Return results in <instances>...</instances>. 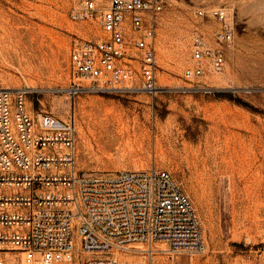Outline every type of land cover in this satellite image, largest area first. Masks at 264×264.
<instances>
[{
  "label": "rangeland",
  "instance_id": "rangeland-1",
  "mask_svg": "<svg viewBox=\"0 0 264 264\" xmlns=\"http://www.w3.org/2000/svg\"><path fill=\"white\" fill-rule=\"evenodd\" d=\"M77 6L0 0V87L26 89L39 118L74 116L80 169L156 165L174 175L200 216L206 247L164 261L264 264V0H168L157 32V93L81 92L73 100L71 46L99 34L93 20L72 17ZM221 6L235 12L236 45L223 72L197 78L206 87L195 89L183 75L192 34L215 25L196 10ZM6 255L8 264H28L19 251ZM86 256L56 264H83Z\"/></svg>",
  "mask_w": 264,
  "mask_h": 264
},
{
  "label": "built area",
  "instance_id": "built-area-1",
  "mask_svg": "<svg viewBox=\"0 0 264 264\" xmlns=\"http://www.w3.org/2000/svg\"><path fill=\"white\" fill-rule=\"evenodd\" d=\"M77 20H93L95 39L70 49L75 99L81 92L159 89L157 32L168 0H77ZM215 25L196 26L192 64L184 77L221 73L236 45L230 7H201ZM204 23V22H201ZM27 90L0 87V264L11 250L28 264H56L86 254L83 264H120L117 253L141 264H172L162 257L206 247L200 216L182 184L167 169L91 171L79 168L74 116L42 118L27 104ZM129 260H126L127 264Z\"/></svg>",
  "mask_w": 264,
  "mask_h": 264
},
{
  "label": "bare ground",
  "instance_id": "bare-ground-1",
  "mask_svg": "<svg viewBox=\"0 0 264 264\" xmlns=\"http://www.w3.org/2000/svg\"><path fill=\"white\" fill-rule=\"evenodd\" d=\"M1 88H3V87H1ZM6 89H11V88H6ZM15 89H22V90H25V89H23V88H15ZM233 162L234 161H232V163L230 164L231 166H228V167H234L233 166ZM227 167V166H226ZM7 256H9V255H7ZM116 257H117V259L119 260V263L120 264H126L125 263V261H126V259L127 260H129V262L127 263V264H141V260L144 258L141 254H139V253H137V254H135V255H133V256H129V255H125V254H123V253H117V255H116ZM10 259L12 258L11 256L9 257ZM135 261H137L136 263H133V262H135ZM132 262V263H131Z\"/></svg>",
  "mask_w": 264,
  "mask_h": 264
}]
</instances>
